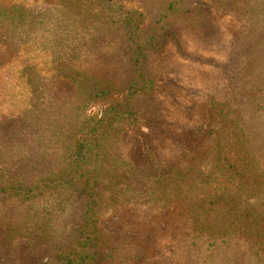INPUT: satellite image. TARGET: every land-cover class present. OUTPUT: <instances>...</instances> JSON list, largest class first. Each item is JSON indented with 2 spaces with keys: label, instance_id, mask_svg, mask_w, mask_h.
Wrapping results in <instances>:
<instances>
[{
  "label": "rangeland",
  "instance_id": "rangeland-1",
  "mask_svg": "<svg viewBox=\"0 0 264 264\" xmlns=\"http://www.w3.org/2000/svg\"><path fill=\"white\" fill-rule=\"evenodd\" d=\"M175 3L179 9L172 12L165 11L163 0H107L100 13L91 0H84L83 8L62 0H0L1 7L27 12L14 33L7 32L9 41L4 32L11 26L4 23L0 30V41L10 44L0 65L1 130L7 136L14 128L9 119L29 110V104L39 108L50 100L64 106L59 114L48 111L47 118L67 120L75 87L58 81L64 68L125 84L131 70L121 49L128 37L117 18L126 8L137 10L147 39H159L146 56V73L157 82L149 97L140 98L138 131L109 135L103 149L97 214L107 236L101 258L108 252V264H264L258 246L240 243L230 252L225 246L207 247L208 241L200 245L195 229L201 197L216 189L235 191L212 171L209 155L219 149L243 168L247 156L239 150L238 120L244 132L264 140V0ZM165 22L166 28L160 27ZM25 66L35 67L31 90L26 73L24 82L17 78ZM14 71L13 86H6L3 80ZM102 109L91 104L87 114L101 115ZM64 135L21 134L34 141L36 154L41 147L58 158L36 166L23 163L19 175L47 178L49 169L61 168ZM140 140L148 154L138 146ZM24 143L20 150L28 152L30 144ZM47 189L34 199L0 203V264H43L59 247L72 248L66 230L82 219L83 204ZM210 217H204L206 223Z\"/></svg>",
  "mask_w": 264,
  "mask_h": 264
},
{
  "label": "trees",
  "instance_id": "trees-1",
  "mask_svg": "<svg viewBox=\"0 0 264 264\" xmlns=\"http://www.w3.org/2000/svg\"><path fill=\"white\" fill-rule=\"evenodd\" d=\"M62 1L71 5L78 3L81 8L84 7V0ZM91 1L97 2V6L101 7L100 13L104 11L105 7L102 4H106L107 0ZM163 3L165 11L175 12L179 9L175 0H163ZM114 7L115 5H111L110 9ZM123 12L117 18V22L123 27L128 38L121 52L124 56L122 58L126 59L131 70L125 84H117L114 78L106 75H88L64 68V76L58 81L75 87L74 98L71 104H67V107L71 106L73 113L67 120L60 119L59 116L47 118L48 111L59 114L60 106H64L61 100L60 102L50 100V103L46 101L42 107L38 105L39 108L29 104V110L9 119V125L14 128L7 136L3 135L0 127V203L34 199L48 193L49 188L52 192L69 196L73 203L79 199L83 204L82 219L73 222L66 230V240L72 248L64 250L59 247L47 263L43 264H108V252L103 259L101 258L104 248L102 241L106 239L107 228L106 224L100 223L97 214L102 194L101 161L107 154L103 149L105 145L107 146L109 135L113 137L124 129L129 132L138 131L141 125L138 108L140 98L149 97L154 92L157 82L155 76L146 73V56L149 49L152 50L158 44L159 39L157 37L147 39L141 27L143 18L141 13L128 8ZM26 13L16 6L9 9L0 6V30L4 23L11 26L4 32L8 41L10 37L7 32L14 33V26L26 19ZM160 17L164 18V15ZM166 26L167 22L160 27ZM9 45L0 41V65L4 54L10 53ZM12 60L16 61L17 56H13ZM16 63L10 65H17ZM34 68L25 66L22 71H17V78L21 82H24L22 73H26V85L29 90L35 77L32 75ZM15 73L16 71L5 77L3 83L6 86H13ZM61 91L65 92L66 88H61ZM29 94H32L31 91ZM58 95L55 98H58ZM91 104L102 105L101 115L100 111L90 116L87 114V107ZM218 111L227 114L225 110ZM0 124L3 123L0 121ZM238 124L240 128L238 125L234 126L238 131L237 142L241 153L247 156L248 164L246 161L242 165L243 168L238 170L228 158L222 157L219 149L214 155H209L212 171L215 174H222L235 191L230 193L224 188L216 189L201 197L196 206L198 220L195 221V229L200 245H205L208 241L207 247L225 246L230 252L241 243L240 247L249 246L253 249L258 246L260 250H264V140L244 132L242 120L241 122L238 120ZM207 131L213 133L211 130ZM52 132L65 134L62 136L63 145L60 147L63 154L62 167L49 169L47 178L19 175L23 163L36 166L45 159L51 161L58 158L48 150L42 151L41 147L37 148L40 152L36 154L34 141L25 140L21 134L42 136ZM24 142L30 144L28 152L20 150ZM138 146L148 154L141 140ZM150 155L154 159L152 152ZM221 206L223 209L214 214ZM208 215L212 218L210 217V221L206 223L204 217Z\"/></svg>",
  "mask_w": 264,
  "mask_h": 264
}]
</instances>
